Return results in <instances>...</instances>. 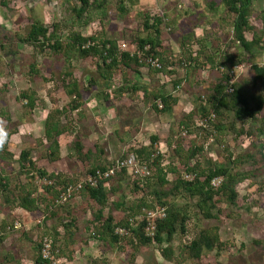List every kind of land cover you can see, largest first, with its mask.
I'll return each instance as SVG.
<instances>
[{
  "label": "rangeland",
  "instance_id": "374dc122",
  "mask_svg": "<svg viewBox=\"0 0 264 264\" xmlns=\"http://www.w3.org/2000/svg\"><path fill=\"white\" fill-rule=\"evenodd\" d=\"M209 1L108 0L104 9H91L77 17L73 10L79 6L77 0H0V120L5 122L6 149L11 153L4 168L12 182H25L17 159L20 151L28 148L36 167L73 181L70 196L63 199L60 196L67 187L62 190L55 186L54 192L47 193L43 186L52 184V179L36 177L33 196L38 208L34 211L24 210L15 203L6 204L0 197V236H5L0 242V264H34V244L30 240L41 241L42 245L45 238L51 240L49 249L55 264H264V118L261 114L241 122L223 108L219 115L212 114L208 122L200 118V105L205 104L222 73L232 75L230 84L244 82L238 79L251 77V63L264 64V0H252L249 22L253 28L244 35L247 40L260 37V42L251 52H245L236 41L223 6L219 5L213 14ZM120 2L127 12L119 11ZM145 12L164 18L160 50L168 61L161 71L150 68L144 60L141 66L132 65V70H116L106 85L96 65L100 61L92 56L81 57L67 46L73 35L79 33L85 37L115 39L120 50L133 53L134 37L144 34ZM33 22L47 27L49 33L54 32L55 38L63 42L60 52L49 47L41 50L19 41L15 43L16 53L10 52L5 36H11L14 41L24 36ZM214 53L217 54L215 68L207 60ZM189 54L197 58L199 67L185 68L182 62ZM29 64L36 65V76L29 75ZM68 70L71 77L65 76ZM170 70L174 73H168ZM125 76L146 85L149 96L144 97L142 91L119 92ZM92 78L95 83L89 85ZM74 79L83 90V102L72 110L66 86ZM22 90L36 93L32 111L24 100L18 99ZM230 90L229 87L228 93ZM154 92L171 96L168 111H161L162 103L153 101ZM153 104H158L157 109ZM56 109L60 110L65 131L58 137V157L52 159L43 131L46 117L50 113L56 116ZM217 122L223 125L218 131L214 128ZM152 136L157 137L152 158L161 154L160 162L167 168L169 180L184 174L186 165L195 163L199 166L198 173L225 166L232 174L242 177L233 203L224 197H214L218 218H202L194 200H185L180 194L168 196L169 202L180 207L187 204L191 216L186 234H177L170 243L175 251L173 261L164 259L155 243L134 247L131 235L122 236L117 245L103 242L91 222L96 203L81 188L75 189L89 176L88 169L93 165L107 167L121 157L133 155L138 168L147 169L148 174L126 171L120 179L114 177L106 182L108 191L110 186L116 187L109 193V204L121 199L128 207L144 196L154 205L150 210L162 208L150 189L142 185L146 176L152 179L155 173L152 158L141 160L133 152L139 146L150 147ZM77 137L83 146L81 153L73 145ZM192 148H198L199 153L188 160ZM169 168H174L176 174ZM221 180L215 178L212 184L218 186ZM46 206L56 212L55 216L49 217ZM144 210L133 219L135 227ZM104 212L106 215L109 209ZM111 214L116 222L124 218L121 210L114 209ZM70 220L74 222L69 230L71 235L63 226ZM213 226L223 242L220 250L208 251L200 259L179 255V247L198 230Z\"/></svg>",
  "mask_w": 264,
  "mask_h": 264
},
{
  "label": "trees",
  "instance_id": "16d2710c",
  "mask_svg": "<svg viewBox=\"0 0 264 264\" xmlns=\"http://www.w3.org/2000/svg\"><path fill=\"white\" fill-rule=\"evenodd\" d=\"M79 2L78 7H73L77 17H81L84 13L91 9L102 10L105 8L108 0H77ZM252 0H210L208 7L214 14L216 8L223 6L224 12L228 13L226 21L231 25L236 41L243 48L245 52H251L252 47L260 42L259 38H252L247 40L245 38V31L253 28L249 22V16L251 13ZM120 12H127V8L123 2L119 4ZM164 22L162 16H150L149 13L143 14L142 27L143 33L134 37V44L136 47L135 52H129L120 50L117 41L115 39L103 38L97 39L96 36H81L79 33H75L71 40V44L67 46L75 50L79 56L95 57L100 61L97 62V68L101 79L107 82L112 79L113 73L118 69H133L132 65L141 66L145 63L144 60L156 61L160 64V67L152 65V62L148 61V66L155 71H161L162 67H165L168 59L164 56L160 50L161 42V25ZM263 25H264V12H263ZM183 35V34H182ZM54 32L49 33V30L44 25L33 22L30 24L28 31L22 37H18L12 41L11 36H5L10 45V52L16 53L15 43H25L43 48L49 47L53 51L60 52L63 42L58 38H55ZM184 36V35H183ZM217 54H212V57L207 56V60L210 62L211 67H217L215 62ZM197 58L190 55L186 61H183L185 68L188 66L191 68L199 67L196 62ZM229 61V59H226ZM252 75L249 79L235 81L230 84L232 75L228 72L221 74V78L211 88L210 95L207 96L205 104L200 105V118L208 122L209 117L214 114L219 115L221 108L231 111L238 121H245L246 118L256 119L257 115H261L264 118V64L253 62L250 64ZM228 70V69H227ZM168 73H174L172 70ZM38 74V69L35 64H29V75L31 77ZM65 76H72V72L69 70L65 72ZM125 84H123L118 90L119 92L126 91L130 94H134L137 91H142L144 97L149 96L150 91L147 86L142 83H137L125 76L123 78ZM122 80V81H123ZM178 80V79H177ZM95 83L94 79L90 80L89 85ZM178 83L175 81V84ZM251 85L250 88L248 85ZM231 88L228 93V88ZM66 93L71 98L70 109H78L83 102V90L77 81L74 79L66 86ZM153 101H159L162 103L161 111H168L171 105V96L157 92L152 94ZM18 99L24 100L26 107L29 110H33L36 104V93L33 90H22L18 94ZM173 101V100H172ZM153 107L157 109L158 104H153ZM56 116L52 113L48 114L44 121V138L48 142L49 157L56 159L59 153L58 137L65 131V128L60 120V110L56 109ZM8 119V118H7ZM222 124L217 122L214 124L215 130L222 129ZM231 129H234V125L231 124ZM157 137H151V146H139L135 148L133 152L137 158L141 160L150 161L152 155L156 152L154 150L153 143L156 142ZM8 142V141H7ZM73 145L78 153H81L83 146L80 139L77 137ZM7 143L3 149H0V197L3 198L4 203H15L18 207H21L27 211H34L38 208L37 199L33 196L36 186L34 180L38 178L52 179V184L43 186L44 191L47 193L54 192L55 186L62 187V190L70 186L73 182L71 179L64 177L62 174L48 173L43 168H38L35 165L34 160L31 157L30 149L25 148L20 151L19 158L17 159L20 167L19 171L24 176L25 182L14 183L10 177V173L4 168L6 160L11 157V153L6 149ZM199 153L198 148H192L188 152V160L195 158ZM127 157V155L125 156ZM124 158V157H123ZM122 159V157H121ZM161 154H157L152 158V165L155 168V173L150 177L146 176L145 182L142 185L150 189V193L154 196V199L160 207L164 209L165 215L155 220L154 235L152 237L147 236L144 232L146 222L141 219L137 226L132 224L134 218L138 217L142 213V209L150 210L154 208V205L146 197H140L135 203L130 206H125V202L121 199L109 204V193L114 192L116 187L110 186V190L106 188V182L118 177L120 179L126 173V169H122L117 174L109 178H99V173L102 174L107 170L106 166L93 165L88 169V174L95 177L97 182L95 185H84L81 189L88 198H90L97 205V210L93 214L91 222L95 224L99 239L110 245H117L121 239L125 237L120 235L116 229L122 228L127 231V235H131V243H134V247H145L153 243L157 245L162 257L168 261L176 260L175 251L170 246L171 241L177 234H186L188 230L187 223L191 216L188 213V209L180 207L174 202L167 200L168 196H175L180 194L185 200H194V206L197 208L198 213L204 219L218 218L216 201L214 197H224L231 203L237 197L236 187L237 184L242 181V177L239 174H232L230 169L225 166H215L205 172L198 173V164L193 166L186 165V172L184 174H177L172 180L167 178V168L161 164ZM4 162V163H3ZM113 164L110 163L109 166ZM174 174L176 170L169 168ZM191 175L189 178L188 176ZM221 177L222 180L218 186H214L212 181L215 178ZM139 184V183H138ZM138 184L135 186L138 187ZM140 185V184H139ZM61 190V191H62ZM58 194V193H56ZM61 205V204H60ZM109 206V207H108ZM46 206L49 217L55 216L56 212ZM60 207V206H59ZM109 209V213L105 215V209ZM121 210L124 214V218L119 222H116L111 212L114 210ZM144 213V212H143ZM74 225L73 221L63 223V226L67 231ZM65 230V231H66ZM69 231L68 233L71 235ZM123 236V237H122ZM5 236H0V242L4 240ZM30 240V238H29ZM34 264H54L48 258H44L41 252V241L34 242ZM164 243H166L164 245ZM133 245V244H132ZM223 246V242L220 241L217 227L201 228L198 232L182 246L179 247V255L185 256L188 259H200L204 253L212 251L213 249L220 250ZM159 264V263H156Z\"/></svg>",
  "mask_w": 264,
  "mask_h": 264
},
{
  "label": "built area",
  "instance_id": "2783aa9c",
  "mask_svg": "<svg viewBox=\"0 0 264 264\" xmlns=\"http://www.w3.org/2000/svg\"><path fill=\"white\" fill-rule=\"evenodd\" d=\"M148 61L152 62V64L156 65L157 67H160V64L156 63V61H151V59H149ZM122 169H126L127 171L133 172V173H145L143 175L148 174V170L146 169V171H143L142 169L138 168V162L135 161V158L133 155L131 156H127L125 158L122 159H117L115 162H113V164H111L110 166L107 167V170L105 172H103L102 174L99 173V178H109L113 175H115L116 173H118L119 171H121ZM145 169V168H144ZM97 182V179L91 175H89L88 177H86L85 180L80 181L75 189H80L82 188L84 185L89 184V185H95ZM73 188L72 186H68L65 189V192H63V194L60 196L63 199L66 198V196H70L71 192H72ZM165 215L164 209L163 208H159L157 209V211H153V210H144V214L142 219L145 220L146 225L144 228V232L147 236L152 237L154 235V229H155V220L157 218H161ZM117 231L122 234V235H126L127 231L119 228L117 229ZM50 244H51V240L48 238L44 239V242L42 243V255L44 258H48L49 260H51L54 264H55V260H53L52 255L50 254Z\"/></svg>",
  "mask_w": 264,
  "mask_h": 264
},
{
  "label": "clouds",
  "instance_id": "9594fccd",
  "mask_svg": "<svg viewBox=\"0 0 264 264\" xmlns=\"http://www.w3.org/2000/svg\"><path fill=\"white\" fill-rule=\"evenodd\" d=\"M8 141V133L5 130V122L0 120V149H3Z\"/></svg>",
  "mask_w": 264,
  "mask_h": 264
}]
</instances>
